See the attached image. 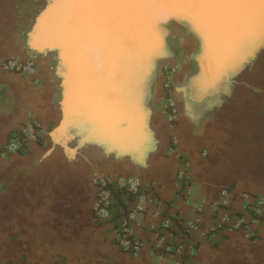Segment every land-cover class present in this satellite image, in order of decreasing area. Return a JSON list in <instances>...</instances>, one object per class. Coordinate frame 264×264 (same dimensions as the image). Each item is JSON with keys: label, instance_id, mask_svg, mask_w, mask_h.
Masks as SVG:
<instances>
[{"label": "crops", "instance_id": "obj_1", "mask_svg": "<svg viewBox=\"0 0 264 264\" xmlns=\"http://www.w3.org/2000/svg\"><path fill=\"white\" fill-rule=\"evenodd\" d=\"M47 3L0 0V62L15 56L39 66L36 82L0 70V148L29 120L43 124L39 142L0 158V264H264V208L250 237L244 231L212 232L222 212L212 204L223 189L264 199V50L219 95L203 102H195L187 87L193 69L186 60L175 86L182 108L175 133L193 178L191 194L183 196L180 160L168 154L171 132L160 113V78L152 122L156 137L141 159L85 144L83 133L68 124L57 84L58 59L35 50L40 48L37 22ZM182 42L189 55L196 49L181 40L183 51ZM235 81L242 85L231 92ZM99 176H138L143 182L148 204L130 224L132 237L142 242L136 255L117 244L135 202H118L108 221L94 218ZM242 205L234 201L233 218L242 214ZM161 237L167 246L181 245L182 252L158 259Z\"/></svg>", "mask_w": 264, "mask_h": 264}, {"label": "water", "instance_id": "obj_2", "mask_svg": "<svg viewBox=\"0 0 264 264\" xmlns=\"http://www.w3.org/2000/svg\"><path fill=\"white\" fill-rule=\"evenodd\" d=\"M38 50L58 59L63 115L84 143L141 159L155 140V88L180 41L196 45L187 87L195 102L220 94L264 50V8L180 2L98 5L50 0L37 22Z\"/></svg>", "mask_w": 264, "mask_h": 264}, {"label": "built area", "instance_id": "obj_3", "mask_svg": "<svg viewBox=\"0 0 264 264\" xmlns=\"http://www.w3.org/2000/svg\"><path fill=\"white\" fill-rule=\"evenodd\" d=\"M180 62H165L160 71V101L161 113L166 119L171 132L168 154L180 160V167L177 173L179 188L183 196H189L192 192L193 178L190 174V163L183 160L180 153V139L175 130L181 118V111L178 101L174 95V85L179 75ZM0 70L18 74L22 77L37 81L38 66L33 60H19L9 58L0 62ZM43 124L41 120L33 118L25 123L22 130L16 132L10 141L0 149V158L10 154L25 152L32 143L38 142L42 137ZM207 152L203 154L206 155ZM98 195L94 205L93 213L97 222L108 221L112 218V210L118 202L132 200L135 202V209L129 211L123 220L121 231L118 233L117 244L127 253L138 254L142 249V242L132 237L131 222L136 220L138 213L142 212L148 204L147 192L143 182L138 176L109 177L99 176L96 179ZM242 202V214L233 218L230 212L234 201ZM264 199L251 192H235L230 189L221 191L220 199L212 204L216 212L222 210L219 221L212 229L217 230L244 231L250 237L252 226L261 223L263 216ZM183 247L167 246L164 238L157 243V258L163 259L165 255L182 252Z\"/></svg>", "mask_w": 264, "mask_h": 264}, {"label": "snow or ice", "instance_id": "obj_4", "mask_svg": "<svg viewBox=\"0 0 264 264\" xmlns=\"http://www.w3.org/2000/svg\"><path fill=\"white\" fill-rule=\"evenodd\" d=\"M85 3L104 5H119L128 3H150L154 5H164L176 2V0H83ZM180 2L203 5H232L251 6L259 3L264 8V0H180Z\"/></svg>", "mask_w": 264, "mask_h": 264}, {"label": "flooded vegetation", "instance_id": "obj_5", "mask_svg": "<svg viewBox=\"0 0 264 264\" xmlns=\"http://www.w3.org/2000/svg\"><path fill=\"white\" fill-rule=\"evenodd\" d=\"M39 2H41V3H43V4H45V3H47V1H50V0H38ZM182 46H183V48H184V51H183V54H182V60L180 61V63H179V75H178V78L180 77V75H181V73H182V71H183V69L185 68V66H187V63H186V60L188 59V57H189V54H188V47H189V45L188 44H186V43H184V42H182ZM32 56V55H31ZM9 58H16V59H19V60H31V59H22V58H17V57H15V56H11V57H7L6 59H9ZM5 59V60H6ZM34 61V60H33ZM35 62V61H34ZM51 62V61H50ZM36 64H37V66H38V63L37 62H35ZM52 63L53 62H51L50 64L52 65ZM169 63H171L172 64V62H169ZM262 65V64H261ZM249 66L251 67V69H252V72H251V75L253 74V75H256V73H257V71H256V69H255V67H254V65H253V63H249ZM259 69H260V67H259ZM261 70V69H260ZM38 73H39V66H38ZM178 78H177V82L175 83V85H174V95H175V86H176V84L178 83ZM240 81H235V82H233V86H232V91L231 92H234V90L235 89H237L238 90V88L236 87V86H239V83ZM240 85H242V84H240ZM179 88V92H182V87L181 86H179L178 87ZM236 91V90H235ZM179 103V102H178ZM179 106H180V111H181V105L179 104ZM41 139H42V137H41ZM40 139V140H41ZM39 140V141H40ZM38 141V142H39ZM1 149V148H0Z\"/></svg>", "mask_w": 264, "mask_h": 264}, {"label": "rangeland", "instance_id": "obj_6", "mask_svg": "<svg viewBox=\"0 0 264 264\" xmlns=\"http://www.w3.org/2000/svg\"><path fill=\"white\" fill-rule=\"evenodd\" d=\"M160 108H162V107H160ZM160 113H161V109H160Z\"/></svg>", "mask_w": 264, "mask_h": 264}]
</instances>
